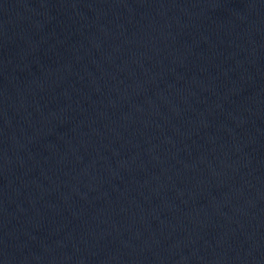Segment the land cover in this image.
I'll return each instance as SVG.
<instances>
[{"label": "water", "instance_id": "water-1", "mask_svg": "<svg viewBox=\"0 0 264 264\" xmlns=\"http://www.w3.org/2000/svg\"><path fill=\"white\" fill-rule=\"evenodd\" d=\"M0 264H264V0H0Z\"/></svg>", "mask_w": 264, "mask_h": 264}]
</instances>
